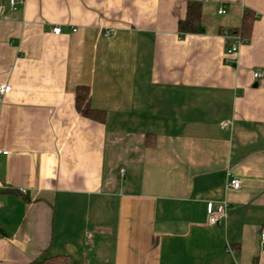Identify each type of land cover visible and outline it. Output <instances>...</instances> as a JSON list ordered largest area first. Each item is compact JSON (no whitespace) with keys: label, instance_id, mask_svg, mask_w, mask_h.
<instances>
[{"label":"crops","instance_id":"1","mask_svg":"<svg viewBox=\"0 0 264 264\" xmlns=\"http://www.w3.org/2000/svg\"><path fill=\"white\" fill-rule=\"evenodd\" d=\"M192 1L202 30L182 35ZM16 2L0 0V264H264V0Z\"/></svg>","mask_w":264,"mask_h":264},{"label":"trees","instance_id":"2","mask_svg":"<svg viewBox=\"0 0 264 264\" xmlns=\"http://www.w3.org/2000/svg\"><path fill=\"white\" fill-rule=\"evenodd\" d=\"M202 4L197 1L188 3L187 15L178 23V30L182 35L187 33H199L201 27ZM255 14L247 11L243 17L242 24L239 28L231 30L232 32L241 33L242 37L249 38L252 34V28L255 22ZM76 102L80 113L86 117L103 122L105 120V112L95 109L91 106L90 88L88 86H79L76 91ZM45 264H84L75 261L69 255L51 256L44 260Z\"/></svg>","mask_w":264,"mask_h":264},{"label":"built area","instance_id":"3","mask_svg":"<svg viewBox=\"0 0 264 264\" xmlns=\"http://www.w3.org/2000/svg\"><path fill=\"white\" fill-rule=\"evenodd\" d=\"M11 8L12 10L17 9V2L16 0H11ZM225 8H220L219 9V14H225L226 13ZM77 29L74 28L73 31H76ZM53 32L56 34H60L62 32V28L60 26H57L53 29ZM115 30L114 29H109L105 32V36H109L114 34ZM222 36L225 38L226 41V53L227 55H232L236 52L239 51L240 47L242 44L245 43L247 38L242 37L241 33L239 32H232L229 29H226L222 32ZM254 76L256 78L259 77H264V73L262 72H254ZM11 86L9 84H0V95H4L8 92H10ZM227 125V123L225 124ZM8 150H4L0 148V154H8ZM120 172L122 175L125 174V168H121ZM228 186L239 189L241 187V181L240 179L236 178L235 176L230 174V177L228 179ZM226 207H227V202H220L218 204H213L209 203L207 205V213H208V222L210 224H221L225 218H226ZM260 243L261 246L264 247V231H262L260 235ZM232 252H234L232 250Z\"/></svg>","mask_w":264,"mask_h":264}]
</instances>
